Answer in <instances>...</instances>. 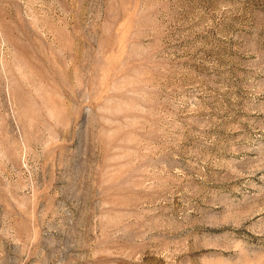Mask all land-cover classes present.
I'll list each match as a JSON object with an SVG mask.
<instances>
[{
	"label": "rangeland",
	"instance_id": "1",
	"mask_svg": "<svg viewBox=\"0 0 264 264\" xmlns=\"http://www.w3.org/2000/svg\"><path fill=\"white\" fill-rule=\"evenodd\" d=\"M0 264H264V0H0Z\"/></svg>",
	"mask_w": 264,
	"mask_h": 264
}]
</instances>
